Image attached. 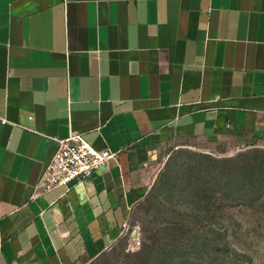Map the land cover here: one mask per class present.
Wrapping results in <instances>:
<instances>
[{
	"label": "crops",
	"instance_id": "0c3cea01",
	"mask_svg": "<svg viewBox=\"0 0 264 264\" xmlns=\"http://www.w3.org/2000/svg\"><path fill=\"white\" fill-rule=\"evenodd\" d=\"M71 131L117 156L36 192ZM253 146L264 0H0V264H90L175 151Z\"/></svg>",
	"mask_w": 264,
	"mask_h": 264
},
{
	"label": "rangeland",
	"instance_id": "374dc122",
	"mask_svg": "<svg viewBox=\"0 0 264 264\" xmlns=\"http://www.w3.org/2000/svg\"><path fill=\"white\" fill-rule=\"evenodd\" d=\"M90 264H264V147L175 151Z\"/></svg>",
	"mask_w": 264,
	"mask_h": 264
},
{
	"label": "built area",
	"instance_id": "2783aa9c",
	"mask_svg": "<svg viewBox=\"0 0 264 264\" xmlns=\"http://www.w3.org/2000/svg\"><path fill=\"white\" fill-rule=\"evenodd\" d=\"M53 140L57 142V150L36 185V192L39 193L59 187L69 188L88 179L100 167L108 166L109 161L118 154L108 148H94L82 134L73 131L66 139Z\"/></svg>",
	"mask_w": 264,
	"mask_h": 264
},
{
	"label": "trees",
	"instance_id": "16d2710c",
	"mask_svg": "<svg viewBox=\"0 0 264 264\" xmlns=\"http://www.w3.org/2000/svg\"><path fill=\"white\" fill-rule=\"evenodd\" d=\"M166 178H167V175H166V173H164V174L161 176V179H162L161 183H162V184H164V181L166 180Z\"/></svg>",
	"mask_w": 264,
	"mask_h": 264
}]
</instances>
